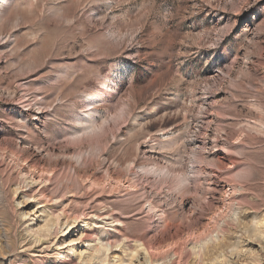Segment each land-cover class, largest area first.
<instances>
[{"label":"rangeland","instance_id":"rangeland-1","mask_svg":"<svg viewBox=\"0 0 264 264\" xmlns=\"http://www.w3.org/2000/svg\"><path fill=\"white\" fill-rule=\"evenodd\" d=\"M0 264H264V0H0Z\"/></svg>","mask_w":264,"mask_h":264},{"label":"bare ground","instance_id":"bare-ground-1","mask_svg":"<svg viewBox=\"0 0 264 264\" xmlns=\"http://www.w3.org/2000/svg\"><path fill=\"white\" fill-rule=\"evenodd\" d=\"M26 170V169H25ZM25 172V171H24ZM27 172V171H26ZM32 174V173H31ZM27 175H29L28 173H27ZM36 176L38 177V175L36 174ZM36 176H34L33 174H32V176L30 177L31 178V180L33 181V182H38V184L39 183H43L44 182V180L43 179H39V177L37 178ZM25 179V178H24ZM28 180V179H27ZM31 182V181H30ZM171 232V231H170ZM187 231H186V229L184 228V227H178V228H175L174 229V231H173V233L176 235V236H180V235H182V234H184V233H186ZM171 234V233H170ZM165 235V234H164ZM175 235H174V237H175ZM104 237V236H103ZM173 237V236H172ZM166 238H168V236L166 237ZM177 238H179V237H177ZM196 238H198V237H196ZM195 238V239H196ZM170 239H172V241H173V243H174V240L173 239H176V237L175 238H171L170 237ZM196 240H198V243H201V242H203L204 240H200V239H196ZM166 242H167V240H165ZM192 241V240H191ZM105 243V242H104ZM171 243V242H170ZM172 243V244H173ZM197 243V244H198ZM100 244H101V246L100 247H102L101 249H105V250H108V245H107V243H105V244H103L102 242H100ZM180 244V243H179ZM228 244V243H227ZM173 246H174V244H173ZM226 247V246H225ZM224 250V249H223ZM178 252L179 250H178V248L177 247H175V250L173 251V252ZM180 251H181V249H180ZM182 253V252H181Z\"/></svg>","mask_w":264,"mask_h":264}]
</instances>
